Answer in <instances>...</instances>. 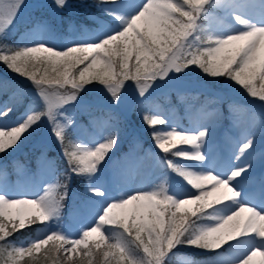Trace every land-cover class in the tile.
Here are the masks:
<instances>
[{"label":"snow or ice","instance_id":"snow-or-ice-1","mask_svg":"<svg viewBox=\"0 0 264 264\" xmlns=\"http://www.w3.org/2000/svg\"><path fill=\"white\" fill-rule=\"evenodd\" d=\"M22 2L0 0V34L13 23ZM65 2L55 0L60 7ZM111 2L115 4V0ZM215 3L216 0H143L130 12L121 11L117 5L105 9L113 18L111 25L62 50L46 43L0 47V62L29 80L42 101L40 110L29 108L18 120L0 126V153L14 149L46 118L63 148L69 171L91 181L115 148L117 135L111 134L94 147L72 140L65 143L71 120L66 118L62 124L58 116L63 115L62 105L75 101L86 86L96 83L117 100L130 80L143 97L154 82L169 78L170 73L198 67L205 76L223 77L264 102V23L246 18V3L226 0L222 6L235 14V21L242 27L231 34L211 26L202 29L200 16H207V8ZM10 112L12 108L4 105L0 118ZM144 119L149 125L164 122L158 116L146 115ZM206 135L207 129L153 130L152 138L164 153L171 150L174 157L197 162L195 166H182L171 159L162 161L191 191L180 198L179 194H169V187L161 184L150 191L108 198L102 187L90 183L88 191L104 199L93 210L92 226L84 225L79 238L56 229L26 248L16 247L8 240L14 232L58 221L66 192L58 191L62 187L59 184L49 185L43 195L34 199H13L0 191V261L19 264L25 254L31 257L42 248L50 251L45 246L51 241H55L51 250H62L68 264H85V259L86 264H165L178 246L214 251L233 241L243 256L240 264H249L257 254L264 257V207L241 200L235 186L240 182L237 178L247 177L253 165L217 171L214 164L206 163L207 155L202 151ZM253 143L248 139L240 152L250 150ZM177 145H190L192 150H181ZM259 185V197L264 199V176L259 178ZM229 204L234 205L231 210L219 211ZM81 252L83 257L73 260V254L79 258Z\"/></svg>","mask_w":264,"mask_h":264},{"label":"rangeland","instance_id":"rangeland-1","mask_svg":"<svg viewBox=\"0 0 264 264\" xmlns=\"http://www.w3.org/2000/svg\"><path fill=\"white\" fill-rule=\"evenodd\" d=\"M89 1L66 0L64 7L75 9L76 5L78 8L81 6L86 8ZM142 2L143 0H115V4H112L111 0H106L102 5L99 4V10L101 14L106 13L105 15L109 19L105 20L104 17L93 16L94 21L98 23L94 30L87 26L77 29L72 25L65 26L63 30L60 23L62 11L57 12V10L63 9L56 11L51 9L48 12L51 21L36 13L26 15L39 7L56 9L55 0H23L13 23L5 30L4 34H0V38L16 34L24 46L46 43L62 50L71 46L73 41L94 37L101 33L106 26L111 25L113 18L108 15L105 9L119 5L121 11L130 12L132 6ZM225 2L226 0H216L215 4L207 8L208 15L200 16L202 29H208L211 26L217 31L231 34L234 29L242 27L235 21V14H229L222 6ZM236 2L249 5L244 9L246 18H250L254 23H264V8H262L264 0H236ZM24 15H26V20L23 21V24H33V26L20 33L17 25ZM177 75L179 74L170 73L169 77H174L173 81L176 83H166V86L170 87L173 93L180 91L178 97V106H181L180 111L169 104V101L167 106L160 103L159 98L162 97V94L167 93L163 87L164 83H162L164 80L154 82L153 87L149 88L143 97L139 95L134 84L135 88L127 89L124 95L119 96L117 100H109L111 94L103 87H85L80 92L81 94L78 93L75 101L62 105L60 111L63 115L58 116L59 121L63 124L66 122V118L71 120V124L66 129L67 141L72 140L74 143L94 147L96 143L103 142L111 134L118 135L124 127L134 135L129 140L131 141L129 151L123 153L120 149L114 148L91 181L84 177L85 183L78 186L82 189L83 194H71V197L75 198L78 203H72L69 212L64 211L63 216L60 214L58 221L48 225L37 223L31 226L35 230L32 242L36 239H43L56 229L70 234L72 238H79V233L83 230L84 225L92 226L93 210L97 202L104 198L95 196L88 191L90 183L102 187L108 198L131 194L137 190L150 191L161 184L169 187V194H179L181 195L180 198H184L182 195L191 191L176 173L162 163L163 160L167 159L164 153L157 155L150 146L143 145L145 135H142V138L139 135L143 133V129L137 128L131 121L130 115L134 110L141 116L153 114L161 117L164 121L157 127L154 126V129L151 128L150 132L152 130L166 132L172 127H176L178 130L187 129L192 132L207 129V135L202 145V151L207 155L206 163L214 164L217 171L221 172L252 164L253 166L248 169L247 177L243 180L237 178L240 182L235 186L241 193V200L252 203L254 206L264 207V199L259 197V178L264 176V103L262 107L260 104H256L250 108L227 106L229 111L225 112L219 103L226 96L219 95L220 97L216 102L211 99L208 100V103L203 101L202 107L198 108L196 106L199 103L198 94L195 91L196 89L201 90L202 86L188 82L177 83L180 80L175 79V76L181 78ZM27 81H21L14 75L0 74V108H3L4 105L12 108V112L6 118H0V126L18 120L29 108L40 110L42 101L35 87L25 83ZM192 86L194 88H191ZM188 90L190 91L187 93ZM61 91L64 90L61 89ZM90 91L97 94H90ZM44 120L47 124H45L44 133L40 136V141L37 144L42 149V153L37 156L33 172H27L26 167L23 166L16 169L18 177L11 178L8 176L10 168L1 174L0 191L7 192L9 198L26 197L34 199L43 195L44 189L49 185L60 183L56 174V161L46 156L47 150L51 148L56 138L51 131V124L46 118ZM248 139L253 140V147L241 153L240 147ZM153 145H156L155 142ZM177 147L181 150H192L190 145H177ZM156 152L159 153V151ZM175 162L182 166H195L197 163L190 160L188 162L176 160ZM2 166L5 165L0 164V168ZM194 170L197 169L194 168ZM233 206L231 204L222 206L219 211L224 213L231 210ZM49 243L54 245L55 241ZM20 247L26 248L27 246L22 243ZM236 248L235 243L231 247L228 246L225 251L218 252L211 264H240L243 256L236 251ZM61 254L65 260L66 254L62 250ZM76 257L73 254V260ZM66 262L68 263V261ZM249 262L250 264H264V257L257 254Z\"/></svg>","mask_w":264,"mask_h":264},{"label":"trees","instance_id":"trees-1","mask_svg":"<svg viewBox=\"0 0 264 264\" xmlns=\"http://www.w3.org/2000/svg\"><path fill=\"white\" fill-rule=\"evenodd\" d=\"M105 0H90L87 4V7L79 6L78 8L75 5V9H66L64 6L60 7L56 5V9L54 8H44L39 7L33 10V13L41 14L43 17H46L50 19L49 11L57 10V9H63V10H57L62 11L60 14L61 16V24L62 25H73L75 24L77 28H80L82 26H88L91 29H94V21H92L93 14H96L99 12V4H102ZM32 12H28L26 15H30ZM24 15L23 17H25ZM97 15V14H96ZM103 15V14H100ZM24 27V26H23ZM22 28V27H21ZM20 29V28H19ZM4 46H11V47H22L24 45H21L20 42L16 41V37L13 36H3L0 39V47ZM0 73L5 75H14L21 81H25L27 79L17 75L16 73L9 70L2 62H0ZM181 78H177L175 76V79L180 80V82L177 83H184L188 82L191 84H196L199 86H202V91L205 90V93H201L203 96L207 95H218L223 94L228 99H230L233 102L238 103V106L240 107L242 103H249L251 104H263L264 102L260 101L258 98L251 97L246 90H244L242 87L238 85H234L231 81L221 77L213 79L211 77L205 76L202 71L198 67H192L190 70H186L183 73H180L179 75ZM174 77H169L164 80V86L165 89L168 91L170 90V87L166 86V83H176L173 81ZM182 79V80H181ZM193 81V82H192ZM158 82V81H157ZM28 84H31L33 87L34 85L28 80ZM133 81H126V87L122 89L119 96H123L124 92L128 89H131L134 87ZM130 86V87H129ZM259 86V85H258ZM88 87H102L98 83L94 85H88ZM194 88V86H193ZM89 90H91L89 88ZM88 90V91H89ZM97 94L93 91H90V94ZM81 94V93H80ZM171 101H172V95L173 92H169ZM103 98V97H100ZM109 100H112V96L108 98ZM234 106H237V104H232ZM150 116V115H149ZM152 116V115H151ZM132 120L133 125H135L137 128L140 129H147L151 126L149 125L144 118H141L139 114L136 112H132ZM45 120L40 123L39 127L34 126V130L30 131V134H27L21 143H19L14 149L9 150L7 153H0V164L6 165L2 166L0 170L7 169L10 164L12 167L17 166H26L32 165L35 162L36 155L41 152L42 149L37 146L38 142L40 141V136L44 133L45 130ZM125 130H122L121 136L124 134ZM119 139L121 138L118 136ZM153 140V138H151ZM154 141V140H153ZM68 141L65 140V143ZM47 153L54 158L57 162V167L60 170L58 179L60 180L59 185L60 187L58 191L62 194H64L69 187H76V184L70 181L72 178H77L79 176L72 174L69 171L67 160L63 153V148L61 144L55 140L51 148L47 150ZM32 156V157H31ZM71 194L66 192V195H64V199L61 201L62 207L61 211L66 210L70 204H71ZM207 223L208 221H204ZM34 236V229L30 227H26L25 229L19 230L17 232H14L8 240L11 241L16 247H20L22 243L29 244V242L32 241V238ZM28 247V246H27ZM45 248L50 249V251H45L43 248L39 251L33 252V255L30 257L27 254H25L23 257L19 259V264H68L62 257L61 251L56 252L53 249V244L49 243V245H46ZM94 249V253H95ZM214 254V251L209 250H202L199 248H193V247H186V246H178L177 248L173 249L172 252L167 256L165 264H205L204 260L209 257L210 255ZM6 255V254H5ZM83 257V252H81V257H76L75 260L78 261L80 258ZM92 259L95 261L96 257L95 255L92 257ZM193 261L192 263L189 261ZM0 264H2V261H0ZM86 264V259H85Z\"/></svg>","mask_w":264,"mask_h":264},{"label":"bare ground","instance_id":"bare-ground-1","mask_svg":"<svg viewBox=\"0 0 264 264\" xmlns=\"http://www.w3.org/2000/svg\"><path fill=\"white\" fill-rule=\"evenodd\" d=\"M249 264H250V262H249Z\"/></svg>","mask_w":264,"mask_h":264}]
</instances>
